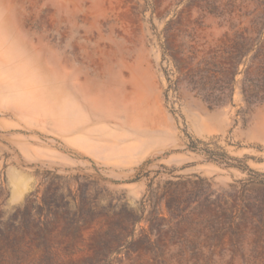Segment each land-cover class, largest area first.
I'll return each mask as SVG.
<instances>
[{
	"label": "rangeland",
	"instance_id": "obj_1",
	"mask_svg": "<svg viewBox=\"0 0 264 264\" xmlns=\"http://www.w3.org/2000/svg\"><path fill=\"white\" fill-rule=\"evenodd\" d=\"M0 28L47 85L0 102V264H264V0H0Z\"/></svg>",
	"mask_w": 264,
	"mask_h": 264
},
{
	"label": "clouds",
	"instance_id": "obj_2",
	"mask_svg": "<svg viewBox=\"0 0 264 264\" xmlns=\"http://www.w3.org/2000/svg\"><path fill=\"white\" fill-rule=\"evenodd\" d=\"M46 88L30 53L0 28V102L40 107Z\"/></svg>",
	"mask_w": 264,
	"mask_h": 264
},
{
	"label": "trees",
	"instance_id": "obj_3",
	"mask_svg": "<svg viewBox=\"0 0 264 264\" xmlns=\"http://www.w3.org/2000/svg\"><path fill=\"white\" fill-rule=\"evenodd\" d=\"M259 43H261L260 39L258 40L257 44ZM261 50L262 49L260 48V51ZM242 55L244 54L242 53ZM256 73H258V75L260 76L262 75V79H260L259 77L246 76L243 82V92L248 102L252 103L255 101H259V102L264 103V64L259 65V68L256 69ZM204 152H206V154L209 155L210 159L217 160L219 163L225 164L226 166L232 165L231 162L228 161L230 157H228V155L225 152H222V153L215 152V151H210L208 149H204ZM254 174H257V173L254 172ZM128 211L131 217L126 218L123 224H126L125 225L126 227H130L132 225L134 226L139 219L132 218V215H134L133 210H128Z\"/></svg>",
	"mask_w": 264,
	"mask_h": 264
}]
</instances>
